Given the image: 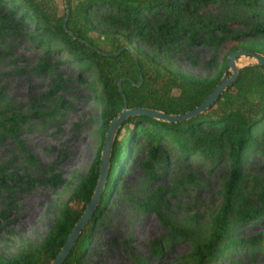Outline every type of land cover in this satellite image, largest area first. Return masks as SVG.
I'll return each mask as SVG.
<instances>
[{"label":"rangeland","instance_id":"374dc122","mask_svg":"<svg viewBox=\"0 0 264 264\" xmlns=\"http://www.w3.org/2000/svg\"><path fill=\"white\" fill-rule=\"evenodd\" d=\"M55 2L61 13L62 0ZM221 3L206 10L214 22H228L229 31L217 47L197 43L155 54L153 45L135 37L130 38L131 45L155 54L157 63L172 70L212 76L231 41L249 39L248 28L257 21L264 23V0L256 13ZM9 7L0 0V17ZM10 15L13 29H0L2 257L39 245L100 138L101 94L94 71L58 44L48 47L32 41L28 33L35 28L33 21H19L17 12ZM1 22L0 18V27ZM89 34L95 37L97 32ZM252 38L264 41V30ZM250 61L247 56L236 59L237 64ZM40 63L46 65L42 70ZM256 144L255 154L238 167V186L249 206L264 207V131ZM145 147L144 140L135 141L124 160L113 190L92 223L81 264H194L188 252L211 231L230 160L223 153L213 161L196 151L183 156L164 141L160 165L151 167V177L142 164ZM235 218L232 213L227 248L210 256L207 264H264V245L252 241L264 231V214Z\"/></svg>","mask_w":264,"mask_h":264},{"label":"trees","instance_id":"16d2710c","mask_svg":"<svg viewBox=\"0 0 264 264\" xmlns=\"http://www.w3.org/2000/svg\"><path fill=\"white\" fill-rule=\"evenodd\" d=\"M4 1L10 7L1 14L0 29L12 30L14 23L9 17L17 12L19 21H33L35 28L28 33L32 41L48 47L60 45L76 62L92 69L100 85V138L86 170L63 201L55 222L39 245L8 257L0 256V264H47L92 193L104 131L111 117L122 108L123 98L127 107H151L167 113H179L194 107L219 81L226 70L230 52L245 49L264 54V41L252 38L264 30V23L257 21L248 28L249 39L231 41L214 75L195 77L160 65L154 55L182 50L197 43L217 47L229 31L228 22H214L206 10L225 1L256 13L260 0H67L65 26L71 34L62 24L63 1L61 13L57 11L55 0ZM90 31H96L97 35L91 36ZM98 34H102V39ZM132 37L153 45L157 52L151 55L132 46ZM129 49L134 53L136 63ZM45 66L40 63L38 68L42 70ZM263 131L264 66L256 63L238 68L235 79L208 108L195 116L180 121H163L143 114L128 116L115 133L100 199L60 264H81L80 254L88 243L92 223L113 190L124 160L129 157L135 141L139 140L146 144L142 164L149 169L151 177L154 176L151 167L160 165L164 141L175 146L183 156L196 151L213 161L223 153L230 160L229 173L222 185L221 203L211 219V231L205 240L196 242L188 252L194 264H207L210 256L226 249L229 244L232 213L236 220L264 214V207L249 206L238 186L241 179L238 167L244 158L255 154L258 136ZM252 241L264 245V231Z\"/></svg>","mask_w":264,"mask_h":264},{"label":"water","instance_id":"95a60500","mask_svg":"<svg viewBox=\"0 0 264 264\" xmlns=\"http://www.w3.org/2000/svg\"><path fill=\"white\" fill-rule=\"evenodd\" d=\"M62 1L64 6V17L62 23L63 28L69 34H71V32L65 26V19L68 13L67 0H62ZM129 51L136 63V57L134 53L130 49ZM239 56L250 57L252 58V61L243 64H237L236 59ZM251 63H256L258 65L264 66V54L257 51H250L245 49H237L230 52L226 61V70L222 73L219 81L214 85L212 90L197 105L183 112L167 113L162 110L151 107H143V106L127 107L125 99L123 98L122 108L111 117L104 131L103 141L99 153L98 174L92 193L88 201L85 203L84 208L82 209L80 215L71 226L63 243L57 250L54 257L47 264H60L62 262V260L65 258L66 254L72 247L74 241L76 240L81 228L84 226L86 221L92 215V212L100 199V195L102 193L103 187L106 182L112 143L114 140L115 133L118 127L120 126V124L122 123V121H124L128 116L140 115V114L149 115L151 117L163 121H180L195 116L200 112H202L204 109L208 108L211 105V103L215 100V98L220 94V92L224 90L225 87L235 79L238 68H240L243 65L251 64ZM117 86L118 89H120L119 80L117 81Z\"/></svg>","mask_w":264,"mask_h":264},{"label":"bare ground","instance_id":"6f19581e","mask_svg":"<svg viewBox=\"0 0 264 264\" xmlns=\"http://www.w3.org/2000/svg\"><path fill=\"white\" fill-rule=\"evenodd\" d=\"M244 60V59H243ZM240 62V61H239Z\"/></svg>","mask_w":264,"mask_h":264}]
</instances>
